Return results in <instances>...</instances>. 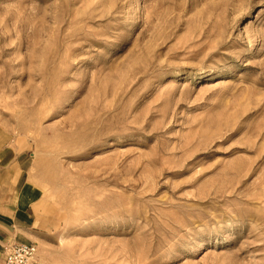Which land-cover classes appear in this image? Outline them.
Wrapping results in <instances>:
<instances>
[{
    "label": "rangeland",
    "instance_id": "obj_1",
    "mask_svg": "<svg viewBox=\"0 0 264 264\" xmlns=\"http://www.w3.org/2000/svg\"><path fill=\"white\" fill-rule=\"evenodd\" d=\"M8 159L43 264H264V0H0Z\"/></svg>",
    "mask_w": 264,
    "mask_h": 264
},
{
    "label": "crops",
    "instance_id": "obj_2",
    "mask_svg": "<svg viewBox=\"0 0 264 264\" xmlns=\"http://www.w3.org/2000/svg\"><path fill=\"white\" fill-rule=\"evenodd\" d=\"M24 160L0 161V264L4 248L10 242H32L35 237V217L26 205L30 196L24 185Z\"/></svg>",
    "mask_w": 264,
    "mask_h": 264
},
{
    "label": "built area",
    "instance_id": "obj_3",
    "mask_svg": "<svg viewBox=\"0 0 264 264\" xmlns=\"http://www.w3.org/2000/svg\"><path fill=\"white\" fill-rule=\"evenodd\" d=\"M2 264H43L31 242H10L4 248Z\"/></svg>",
    "mask_w": 264,
    "mask_h": 264
},
{
    "label": "bare ground",
    "instance_id": "obj_4",
    "mask_svg": "<svg viewBox=\"0 0 264 264\" xmlns=\"http://www.w3.org/2000/svg\"><path fill=\"white\" fill-rule=\"evenodd\" d=\"M74 23H75V22H74ZM83 26H84V25H83ZM79 28H82V27H79ZM77 29H78V28H77ZM74 31H75V33H76L77 30L74 29ZM80 31H81V29H80ZM80 31H79V32H80ZM81 34H83V33H81ZM84 34H85V32H84ZM84 34H83V36L80 35V37H84V36H85ZM74 35H75V34H74ZM90 35H92V34H90ZM69 36H70V35H69ZM70 37H71V36H70ZM70 37H69V38H70ZM78 37H79V36H78ZM85 37H86V36H85ZM88 37H89V36H88ZM88 37H87V38H88ZM72 38H73V37H72ZM72 38H71V39H72ZM65 39H66V38H65ZM67 39H68V38H67ZM71 39H70V40H71ZM74 39H75V38H74ZM92 39H93V38H92ZM72 40H73V39H72ZM67 41H68V40H67ZM96 41H97V40H96ZM82 44H83V43H82ZM65 46H68V43H67V45H65ZM71 46H73V44H72ZM88 46H89V45H88ZM69 47H70V46H69ZM73 47H74V46H73ZM73 47H72V48H73ZM79 48H80V47H79ZM65 49H66V48H65ZM65 52H66V51H65ZM56 54H57V53H56ZM71 54H72V50L69 48V50H68V54H66V57H68V59H71V58H69V55H71ZM54 58H55V56H54Z\"/></svg>",
    "mask_w": 264,
    "mask_h": 264
}]
</instances>
